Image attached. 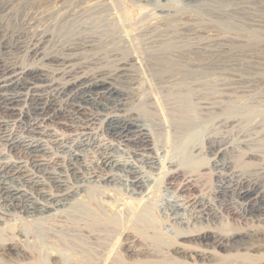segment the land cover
Returning a JSON list of instances; mask_svg holds the SVG:
<instances>
[{
  "label": "bare ground",
  "instance_id": "bare-ground-1",
  "mask_svg": "<svg viewBox=\"0 0 264 264\" xmlns=\"http://www.w3.org/2000/svg\"><path fill=\"white\" fill-rule=\"evenodd\" d=\"M187 1L200 6L210 5L215 7L218 15L236 18L243 34L237 38L239 43L245 40L254 46L264 43V12L263 17L249 18L247 15L252 9V4H264L262 3L264 0ZM4 4L2 10H6L8 2L5 1ZM169 10L160 5L157 13H168ZM223 22L220 20L216 24ZM156 26L146 25L144 30L140 31L143 48L138 53L133 52L132 48L129 51L123 50L127 52L126 57L117 59L115 69L113 67L114 72L110 75L106 74V71L96 70L94 73L95 69L93 73H84L85 66L78 58L83 47L77 45H69L66 49L51 54L43 53L42 42L39 39L35 43L33 41L30 43L28 38H21V45L16 44L17 46L5 51L0 46V228L7 226L11 221H17L15 216L25 215L27 216L25 219L30 218L31 223L40 221H37L35 230L41 232L44 237L57 238V234L63 232L67 236L66 245L72 249L79 248L83 256L93 252L101 253L109 264H122L121 256L112 253L113 250H108V237L122 220L120 217L135 212L130 225L147 242L165 247L166 237L157 233L155 223L153 224L154 221L152 222L150 218L152 215H149L150 183L155 179L154 176H161V173L167 174L169 178V181H166V190L172 187L175 178L183 177L187 180L189 172L179 171L181 168L179 162L183 160L188 163L189 159H192L189 158L192 155L188 154L189 149L196 152L195 155L204 154L208 157L209 166L217 176L215 199L218 207L228 213L236 212L241 220L251 222L252 225L256 223L263 226L261 233L264 236V191L258 180L250 176L245 177L233 167L231 152L225 145H216L209 140L204 149L193 145L196 135L194 132H197V128L207 126L209 119L202 118L201 111L211 109V106L208 107L199 100L202 91L199 92L198 87L204 84L206 72L213 71L217 63H220L221 55L227 47V38L230 36L224 38L222 33L221 39L212 36L213 34L206 37L198 34L191 38L175 33L163 35L161 34L163 31L160 33L159 26ZM191 31L193 33L195 30ZM125 38H121V42L127 47L128 36ZM136 38L138 40V37ZM95 42L96 40L90 39L88 43L92 45ZM24 46L26 49H23ZM131 47L135 48L134 45ZM259 47L261 48V45ZM20 49L29 59L37 60L42 66H54L52 72L55 76L49 78L43 67H28L1 60L4 53H14ZM191 54L196 55L197 62H185ZM139 58L147 65L150 75L147 81H144L146 77L141 79L135 71L136 66L140 64ZM231 102L222 109L224 113L237 111L244 117L252 113V107L246 105L238 107ZM60 129L62 130L59 131ZM166 132L170 134L168 139L171 144L169 141L166 142L167 139L161 140ZM169 145L181 150L179 162L178 159L166 156ZM190 161L192 163V160ZM116 182L124 184L130 195H136L137 203L117 200L114 194L116 188H113ZM170 192L172 195L161 207L164 210L163 216L171 224L174 236L183 227L188 229L191 225L194 226L197 222L209 218L212 208L209 209L204 200L201 201L192 195V188L188 182H184L178 188H172ZM100 197L107 198V202L112 200L113 204L109 205L112 213L107 212L108 204L103 203ZM48 216L64 219L77 216L79 223L73 226L67 222L68 224L60 227L59 225L46 227L41 221ZM19 217L21 220L22 217ZM126 224L127 222L124 226ZM19 234L26 235L23 231ZM241 237H231L230 240L237 243ZM178 238L202 246L201 254L198 253L206 258L215 250L213 248L225 247L223 238L208 229L187 231L179 234ZM188 247L191 249L190 246L186 248ZM156 258L154 264H175L174 260Z\"/></svg>",
  "mask_w": 264,
  "mask_h": 264
},
{
  "label": "rangeland",
  "instance_id": "rangeland-1",
  "mask_svg": "<svg viewBox=\"0 0 264 264\" xmlns=\"http://www.w3.org/2000/svg\"><path fill=\"white\" fill-rule=\"evenodd\" d=\"M5 1L8 2V4H6L7 8L6 10H2L1 8L2 5H5ZM186 1L187 0H0V46L3 48V51H5L14 47L16 44H20L21 38H28L30 43H32V41L35 43L37 39H39L42 42L41 49L43 53L51 54L66 49L69 45H77L80 48L83 47V49L79 51L78 58L79 61L85 66L83 69L84 73H95L97 70V72L106 71L105 73L110 75V73L112 74V72H114L117 59L126 57L127 52L125 53L123 50L129 51L133 49V52L136 51L138 53L143 48L144 44H142L143 41L141 39L140 31L144 30L146 25L159 26L160 28L158 27V30H160V33L163 31L161 33L163 35L175 33L186 38H191L198 34L202 37H206L207 35L211 36L213 34L212 36L221 37V39L223 36L224 38L225 36L226 38L230 36L227 38V47L223 52L225 57L221 55L220 63H217L216 67L213 68V71L210 70L211 72H206V75L203 79L204 84H202L201 87H198L199 92L202 91L200 92L201 98L199 100L202 101V103L206 106H211V109L207 108L201 111L202 118L209 119L207 121V126L205 125L206 127L204 126L203 128H197V132H194L196 135H194L193 145L200 146L204 149L207 146L206 143L208 140L213 141L216 145H225L227 150L231 152L230 154L233 167L240 171V173H242L245 177L250 176L254 179H257L260 183L261 189L264 191V43L258 44L257 46H254L251 43H246V40V42L241 41V43H239L237 38H239V35L242 36L243 34H241L240 26L237 25L239 21L236 20V18L233 16L226 17L223 15H218L219 13L218 11H215V7L210 5L200 6ZM262 3H264V1ZM139 4L142 5H140L141 8L139 7ZM152 4L154 9H151ZM160 5L165 6V8L168 10L170 9L169 12L163 14L157 13V8ZM262 5L264 6V4L261 3L252 4V9L250 13L247 14L249 15V18L260 16L263 17L262 12H264V8ZM64 12L67 13L65 14ZM140 20L143 21L141 22ZM193 20L197 21L194 23ZM215 20L216 22L220 20L224 22L222 24L217 23V25ZM229 22L233 24L231 25ZM162 24L167 25L165 26ZM227 27L231 30L229 31ZM192 29L193 31L195 30L193 32L194 34L191 31ZM108 32L111 33L109 34ZM45 35H47V37ZM127 36L129 44L127 43L126 46L128 49L127 47H124L121 42V38L126 39L125 37ZM41 37L42 39H40ZM136 37H138V40ZM90 39H94L96 42L90 45V43H88ZM22 44L24 45V43ZM133 45L135 48L131 47ZM260 45L261 48L259 47ZM24 47L23 49H26V46ZM16 48L17 47H15V49ZM195 56L196 55L193 54L189 55L187 61L185 62H197ZM25 58L27 59L28 57L24 52H21V49L15 50L14 53H4L1 56L2 61L22 64L28 67H43L42 69L46 71L47 74H49V78H53V76H55V74L52 72L54 66H42L37 60H32L29 58L26 60ZM139 59H141L139 60L140 64L136 66L135 71H137L141 79L146 77L144 81H147L150 77L147 65L142 58ZM94 69L95 71H93ZM59 76L60 75H58V77ZM224 95L227 97H224ZM229 102L233 103L235 106L237 105L238 107L244 105L250 106L253 109L252 113L247 114V117H244L243 114L240 115L237 111L230 114L224 113L222 109ZM215 106H217V108H214ZM212 109L217 111H212ZM217 115L222 117L219 116V118H216L218 117ZM214 118H216L215 121L211 122V120H214ZM61 130L62 129L59 131ZM169 135L170 134L166 132L162 136L161 140L165 141L167 139L166 142H168L170 139L168 137ZM169 148H167L168 151L166 156L169 155L175 159H180L181 150L171 145H169ZM189 153L192 154L189 157H192V159H189L188 163L184 162L183 160L179 162V159L177 161L179 162V167H181L179 168V171L187 173L189 172V177L186 178L187 180H185L183 177L178 179L175 178L172 181V187L169 190H166L165 188L169 178L167 174L161 173V176H154L155 179H153V182L150 183L151 192L149 197L151 209H149V215H152L150 218L152 219V222L154 221L153 224L155 223L154 226L157 229V233L159 232L158 234L166 237L165 240L167 241V245H165L167 247H160L157 245L155 246L154 244L147 242L142 236H140L138 232H136L132 225H130L132 223V219H134V212L130 213L126 217H120L122 220L120 219V223L116 226V228H114V231H112L108 237V250H113L112 253L119 254L121 256L122 264H154V258L156 257V260H165V258L166 260H174L175 264H195V262L196 264H201V262L203 264V261L204 264H206L207 261V264H264V236H262L263 233H261L263 226L257 225L256 223H253L252 225L251 222H247L243 219L241 220V217L236 212L228 213V211L219 208L215 199L217 176L209 166L210 161L207 159L208 157L204 154L195 155L196 152L188 149V154ZM190 160H192V163H194L193 165ZM184 182H188V185H191L193 192L192 195L196 198L198 197V199L201 201L204 200L203 202L206 203L205 205L208 206L209 209L212 208V210L208 218L209 221L208 219L205 221L202 220L201 222L194 224V226L191 225L192 227L190 226L188 229L183 227V229H180V231L174 236L170 222H168V220L163 216L164 210H162L161 206L164 201L170 198L172 195L170 190H172L174 187H180L184 184ZM113 188H116V190L114 189L115 192L114 190L113 192L117 200H130L131 203H133L135 200L137 201L135 198L137 196L130 195L127 192L126 186H124V184L116 182L113 184ZM127 196L132 198L133 201H131L132 199L128 198ZM100 198H102L101 201L103 203L105 202V204H108L106 207L107 212L112 213L111 207L109 206L110 204H113L112 200H108L107 202V198ZM17 216H20L19 218L22 217L21 220L18 219ZM17 216H15L17 219L14 217V219L17 221H11L7 226L0 228V264H109V261H107L104 258V255L101 253L99 254L93 252L88 256H83L79 248H69L66 245L67 242H65L67 236H65L63 232L57 234V238L44 237L41 232L35 230V225H37L36 223L39 220H37L35 223L32 222V224L31 221H29L30 218L25 219L27 216L21 214ZM123 219H125L127 222L126 226H124L126 222ZM43 220L41 222L46 227L47 225H59L58 227H60V225L62 226L68 223L74 226L79 221L77 216H69L68 219L48 216ZM119 225H122V228ZM201 229L214 231V233L223 238L225 247L213 248L215 250H213L212 253L209 254V257L206 258L203 255H199L202 246H198V244L192 241H183L182 239L178 238V235L181 233L187 231L193 232ZM119 230H121V232ZM20 231L25 232L26 235H20ZM135 232L136 234H134ZM231 237H241L243 240L238 238L240 240H238L237 243H234L230 240ZM147 243H149V245ZM179 243L184 244L180 245ZM63 244L65 245L63 246ZM185 246H190L191 249L189 247L186 248ZM192 246L194 247L192 248ZM196 246L198 249H196ZM12 249L14 251H12ZM189 253L191 255H189ZM146 257L147 259H144Z\"/></svg>",
  "mask_w": 264,
  "mask_h": 264
}]
</instances>
